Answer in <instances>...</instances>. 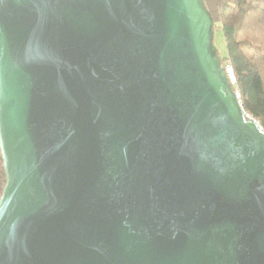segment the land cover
I'll return each instance as SVG.
<instances>
[{
    "label": "water",
    "instance_id": "95a60500",
    "mask_svg": "<svg viewBox=\"0 0 264 264\" xmlns=\"http://www.w3.org/2000/svg\"><path fill=\"white\" fill-rule=\"evenodd\" d=\"M204 0H0V264H264V128Z\"/></svg>",
    "mask_w": 264,
    "mask_h": 264
},
{
    "label": "trees",
    "instance_id": "16d2710c",
    "mask_svg": "<svg viewBox=\"0 0 264 264\" xmlns=\"http://www.w3.org/2000/svg\"><path fill=\"white\" fill-rule=\"evenodd\" d=\"M221 32L223 65L231 69L232 86L244 110L264 128V0H204ZM5 175L0 156V193Z\"/></svg>",
    "mask_w": 264,
    "mask_h": 264
},
{
    "label": "rangeland",
    "instance_id": "374dc122",
    "mask_svg": "<svg viewBox=\"0 0 264 264\" xmlns=\"http://www.w3.org/2000/svg\"><path fill=\"white\" fill-rule=\"evenodd\" d=\"M215 45L217 47V50L220 54V56H222L225 51V44H224V39L223 36L221 34V32H215Z\"/></svg>",
    "mask_w": 264,
    "mask_h": 264
},
{
    "label": "built area",
    "instance_id": "2783aa9c",
    "mask_svg": "<svg viewBox=\"0 0 264 264\" xmlns=\"http://www.w3.org/2000/svg\"><path fill=\"white\" fill-rule=\"evenodd\" d=\"M226 69L228 70V72H229V74H230V76H231L232 81H234L233 74H232V72H231V69L228 67V65H227Z\"/></svg>",
    "mask_w": 264,
    "mask_h": 264
}]
</instances>
